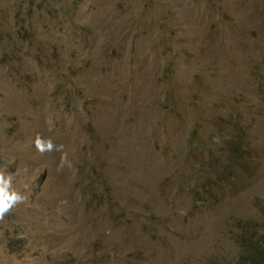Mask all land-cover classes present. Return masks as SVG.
I'll return each instance as SVG.
<instances>
[{"label": "rangeland", "instance_id": "374dc122", "mask_svg": "<svg viewBox=\"0 0 264 264\" xmlns=\"http://www.w3.org/2000/svg\"><path fill=\"white\" fill-rule=\"evenodd\" d=\"M210 142L216 233L180 242L183 175L150 157ZM0 168L27 195L0 264H264V0H0Z\"/></svg>", "mask_w": 264, "mask_h": 264}, {"label": "clouds", "instance_id": "9594fccd", "mask_svg": "<svg viewBox=\"0 0 264 264\" xmlns=\"http://www.w3.org/2000/svg\"><path fill=\"white\" fill-rule=\"evenodd\" d=\"M173 27L174 19L165 11V17L162 25L153 32L154 47L168 44L169 54L171 45L169 30ZM97 137L99 141H102L103 132L99 131V129L97 130ZM34 143L36 150L41 154L46 151L51 152L53 150H63V145H54L50 138L45 139L39 135H37ZM260 147L261 145L259 144L250 157V162L253 165L256 163ZM150 156L151 153L149 154V157ZM150 161V167L155 171H158L162 164L163 166L168 165V170L174 167L178 169L179 174L182 173L184 180L183 183L187 187V191L179 196L175 201V216H177L178 219H176L173 231L176 236V240L182 242L188 236L199 235L200 232L204 231L206 226L209 228L211 235L215 234L216 229H213L209 225L216 220L219 213L218 206L220 204L218 199L215 198L211 192H208L206 196L202 195L200 187L202 185H210L212 183L210 176V173L212 172L217 173V184L226 185L228 183L227 175L224 172H219L221 155L218 151V147L214 143L210 142L204 146L202 151H197L192 155L184 154L181 151L160 155L153 150V156L150 157ZM66 163L69 167H71L70 162L67 161V155L65 154L61 158L60 167L62 168ZM26 201L27 195L17 190L13 186L12 176L7 173L5 168H0V222H3L8 214H10L20 204L26 203ZM190 213H193L198 222L194 219L190 222L185 217V215ZM180 220L186 223V230L183 233H177L175 231V226ZM262 223H264V220H262ZM259 234L264 235V233L260 232ZM221 236H223V234H221ZM203 241H205V244L215 247L216 244H219L223 240L219 239L216 243H213L212 241L201 239L200 243Z\"/></svg>", "mask_w": 264, "mask_h": 264}, {"label": "trees", "instance_id": "16d2710c", "mask_svg": "<svg viewBox=\"0 0 264 264\" xmlns=\"http://www.w3.org/2000/svg\"><path fill=\"white\" fill-rule=\"evenodd\" d=\"M253 228H254L255 232H257V231H258V223H255V224L253 225ZM259 230H260V229H259ZM250 234H251V230H250ZM258 236L264 238V235H263V234H259ZM257 242H259V241L257 240ZM254 249H255V248H254ZM253 254H254V252H250V253L247 255V257H250V256H252Z\"/></svg>", "mask_w": 264, "mask_h": 264}]
</instances>
